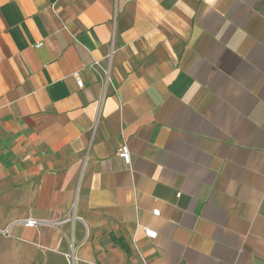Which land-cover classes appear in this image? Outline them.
<instances>
[{
  "label": "crops",
  "instance_id": "obj_1",
  "mask_svg": "<svg viewBox=\"0 0 264 264\" xmlns=\"http://www.w3.org/2000/svg\"><path fill=\"white\" fill-rule=\"evenodd\" d=\"M6 227L0 264H264V0H0Z\"/></svg>",
  "mask_w": 264,
  "mask_h": 264
},
{
  "label": "rangeland",
  "instance_id": "obj_2",
  "mask_svg": "<svg viewBox=\"0 0 264 264\" xmlns=\"http://www.w3.org/2000/svg\"><path fill=\"white\" fill-rule=\"evenodd\" d=\"M104 236L102 237L101 241L102 245H105V242L106 244H112V246L110 247L111 249L105 250V253L107 255V257L105 258V264H142V261L134 251L132 252L131 250L124 249L121 250L117 245H114L112 241H110V234H107L105 236L104 242ZM74 245L75 244L73 240L70 238L66 246V254L64 255L66 264H73L72 252L74 250ZM27 264H37V258L33 262H28Z\"/></svg>",
  "mask_w": 264,
  "mask_h": 264
},
{
  "label": "built area",
  "instance_id": "obj_3",
  "mask_svg": "<svg viewBox=\"0 0 264 264\" xmlns=\"http://www.w3.org/2000/svg\"><path fill=\"white\" fill-rule=\"evenodd\" d=\"M42 45V43H37L35 44V47H40ZM97 63H94L93 64V67L96 66ZM73 76L76 80V85L78 88H82L83 87V81L82 79L80 78L79 76V73L78 72H74L73 73ZM110 80V77H109V71L108 70H105L104 71V74H103V88L106 89V86L108 84ZM116 156L118 158H121L123 159L125 162L129 163L130 162V154H129V149L126 145H122L116 152ZM153 215L155 216H158L159 215V211L158 210H154L152 212ZM19 224H22L23 226L25 227H28V228H36L39 224H41L42 222L39 221V220H36V219H33V218H28L26 220H23V221H20L18 222ZM145 232L148 236L152 237V238H155L156 236V233L149 230V229H146L145 228ZM0 234L5 236V237H11V234L9 232V227H6L4 229H0ZM73 260H74V257L72 256V263H73Z\"/></svg>",
  "mask_w": 264,
  "mask_h": 264
}]
</instances>
